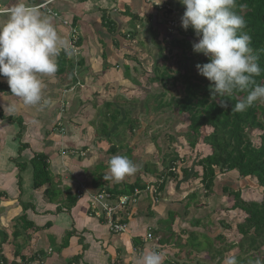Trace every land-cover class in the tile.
I'll list each match as a JSON object with an SVG mask.
<instances>
[{
	"label": "crops",
	"instance_id": "obj_1",
	"mask_svg": "<svg viewBox=\"0 0 264 264\" xmlns=\"http://www.w3.org/2000/svg\"><path fill=\"white\" fill-rule=\"evenodd\" d=\"M166 1L27 0L30 5H44L40 10L52 18L58 34L68 41L70 54L61 52L59 57L67 55L65 67L43 78L48 103L42 110L25 106L13 97L7 78L0 76V264H69L76 260L74 264H138L141 254L149 251L162 253L163 264L216 261L207 250L191 249L187 253L184 242L201 241L198 235L206 234L213 246L219 245L220 234L227 238L231 235L222 228V222H231L237 212L228 211L230 203L221 195L218 184L213 193L207 194L199 181L188 183L195 171L192 166L189 177L168 180L156 198L143 193L139 204L131 209L124 233L114 234L103 221L90 216V198L104 189L95 184L98 175H109L110 159L127 153L121 146L124 137L120 136V145L114 143L109 136L114 132L106 136L100 124L101 118L109 117L106 110L112 113L110 118L113 108L124 117L126 109L118 103L119 96L124 98V81L134 86L137 80L133 77L137 69L130 63L124 65L120 54L124 37L142 47L155 33L163 32L162 26L168 29L165 23L160 25L163 16L159 6ZM7 2L0 0V21L5 19L2 9ZM138 15L140 20L131 23L130 19ZM73 28L78 31L73 50L77 55L70 49ZM124 66L130 69L129 79ZM122 68V75L115 78L114 72ZM7 104H15L16 111L4 112ZM58 122H62L63 134L56 128ZM137 131L131 148L143 136L141 129ZM113 146L120 148L112 156L109 151ZM37 155L48 158L51 189L59 192L56 202L47 194L50 186L34 188L32 161ZM159 161L153 155H144L138 162L144 168ZM99 168L102 170L93 174ZM138 175L119 183L110 180L108 188L121 191ZM224 177L222 186L241 189L242 197L248 194L244 190L250 185L248 181ZM148 180L154 183L156 178L150 176ZM79 185L86 187L85 195L69 206L67 198L75 196ZM58 198L63 201L58 202ZM149 233L153 235L151 240L147 239Z\"/></svg>",
	"mask_w": 264,
	"mask_h": 264
},
{
	"label": "trees",
	"instance_id": "obj_2",
	"mask_svg": "<svg viewBox=\"0 0 264 264\" xmlns=\"http://www.w3.org/2000/svg\"><path fill=\"white\" fill-rule=\"evenodd\" d=\"M235 11L245 19L247 24L246 31L252 37L250 47L253 49V54L258 57L261 74L255 77L256 82L258 84H264V0H237ZM162 29L163 31H167V27L162 26ZM175 33L176 35L170 38V41L167 42L161 38L163 39L161 41L162 43H158L159 60L151 72L152 77L149 79V82L153 84L160 83L165 88L168 81L172 80L174 84L180 81L183 95L178 98H173L169 104L164 105L160 97L163 96L161 93L158 95L161 99L157 97V99L161 100L160 106H157V110L162 111L167 106L171 109L170 111L175 118L180 117L181 124H186V127L182 128L185 131L180 132H182L184 139L187 140L188 138L187 143L190 148H195L200 143L209 148V153L199 158L195 163V168H200L201 171L195 169L188 183L191 184L199 181L207 194L213 193V188L218 184L221 189V195H227L230 203L228 211L237 212L236 219H234L238 221V215L242 214V221H238V223H235V220L234 222L231 220V222H222V228L229 231L231 236L237 230V233L240 235L239 241H241L240 244H237V247L243 252L260 253L264 249V121L261 119V116H264V106L260 102H256L243 112L232 111L231 109L235 103L246 95V93H237L233 97H225V99H228L226 101L227 107H220L219 100L215 99L210 92V82L197 72L196 65L207 63L208 60L203 55L193 52L192 44L198 41L194 31L191 28L185 31L178 25L176 26ZM154 38L156 40L160 39V33L156 34ZM171 57L174 58L178 65L175 69V74L170 69V65H168ZM66 58V54L58 58L57 63H59V68L62 65L65 67V63H67ZM130 59L138 63L135 56ZM60 62L63 64H60ZM159 64L160 67L158 66ZM161 67L167 68V74L160 72ZM124 69L126 70L125 77L129 79L130 69L128 66H124ZM135 84L143 86L142 82ZM129 115L130 113L126 110L124 112L125 121L129 119ZM113 116H116L115 119H118L121 114L115 110ZM182 118L186 120L183 121ZM107 119H110V116L106 117ZM130 120L133 122L127 129L130 131V136L133 139L136 136L135 131L140 125V119L133 116ZM256 130L263 133L257 145L254 144L248 135V132ZM178 131L179 129L175 128V126L174 129L171 128L167 132L168 139L171 141L175 140L174 137L177 136ZM103 132L106 136L109 135L105 129H103ZM117 152L118 148L116 146L110 148V154H116ZM131 154L132 151L130 150L125 156L128 157ZM166 156H169V158L165 159ZM187 159L175 150L171 152L167 151L164 153L163 158H159V162L161 163L145 164L142 173H139L136 181L133 184H124V189L121 191L118 187H113V189L108 188L110 180H104L105 174H99L95 184L97 187H104V189H107L116 196L130 195L135 189L145 191L146 181L142 177L152 176L156 178L154 182H158L155 185L151 183L157 189L155 194H151L153 196L152 199H154L163 192L168 180H177L179 176H190L191 169L187 166ZM47 160L48 158L44 155H37L32 161L34 168V188L37 190L47 185L51 189L53 185ZM152 167L154 169H151ZM225 175L230 176L231 180L234 178L237 182L243 180L248 181L250 186L245 190H247L246 192L249 191L248 193L255 191L253 194L255 199L246 201L242 197L241 189L222 186L223 184L220 180ZM231 176L233 177L231 178ZM160 181L162 182L160 183ZM52 189L47 194L50 198L57 197L59 192L56 189L52 191ZM260 194L262 195L261 199H259ZM193 199L195 198L192 197L191 200ZM67 201L70 206L77 202V198L69 195ZM235 224L238 225L236 226ZM226 238L225 235L220 234L217 242L222 244L226 241ZM189 242L192 245V250L200 252L207 250L211 255L212 247L210 248L209 246V250L207 247L201 249L200 244L196 243L197 241ZM226 250V248L221 251L217 250L213 255L214 259L217 258L216 261L218 264L223 263ZM236 258L238 264H248L251 259L240 256ZM76 262L72 261L69 264ZM1 264H3V261H1ZM169 264H185V262L177 260V262L172 261ZM196 264L202 263L197 262Z\"/></svg>",
	"mask_w": 264,
	"mask_h": 264
},
{
	"label": "clouds",
	"instance_id": "obj_3",
	"mask_svg": "<svg viewBox=\"0 0 264 264\" xmlns=\"http://www.w3.org/2000/svg\"><path fill=\"white\" fill-rule=\"evenodd\" d=\"M179 2L186 10L177 17L175 26L167 25V32L175 33L179 24L185 31L189 28L194 31L198 41L192 44L193 52L208 60L196 65L197 72L210 82V92L219 100L220 107H227L225 97L237 93L246 95L235 103L232 111L243 112L256 102H264V84H258L255 79L261 68L250 47L252 37L246 31V21L235 11L237 0ZM2 15L5 19L0 21V76L7 78L13 97L25 106H39L42 110L48 103L44 98L43 78L56 74L61 52L70 54L68 41L58 34L52 18L27 0H8ZM3 110L11 114L16 111V105H4ZM59 124L63 128L62 122L56 128H60ZM138 169L139 165L128 157L116 155L109 161V175L104 180L119 183ZM163 262L164 256L158 251L141 254L138 259V264ZM223 264H238V260L229 255Z\"/></svg>",
	"mask_w": 264,
	"mask_h": 264
},
{
	"label": "rangeland",
	"instance_id": "obj_4",
	"mask_svg": "<svg viewBox=\"0 0 264 264\" xmlns=\"http://www.w3.org/2000/svg\"><path fill=\"white\" fill-rule=\"evenodd\" d=\"M159 7H162L161 15L163 16L161 17L162 23H160V25L164 23L165 25L169 24L170 28L174 26V23L176 22L177 17L183 16L184 11L186 10L185 6H183L179 2V0H167L165 3L160 4ZM167 7H168V11H166ZM172 8L174 9L173 12L169 13V11ZM138 16L139 18L135 17L133 19H130V22L132 23V20L134 22L137 20H140V15ZM178 23H181V22H178ZM179 27L181 28L180 24H179ZM160 32H157L155 34H158ZM163 32L160 33V39L156 40V38L151 37L150 42L146 43L147 46L144 44L142 47H140L139 44L134 43L133 39H128L124 37V44H123V47H121L123 48V51H120L121 57H124V65L125 63H130L131 68L137 69V72H134L135 75L133 76L137 80H134V81H136L137 83L142 82L143 86H140V85L136 86L135 85L136 82H133V81L132 82L134 86H131L130 84H127L129 82L126 83L124 81V98H121V96H119L120 100H118V103H119V106L120 105H122V107L124 106V110L125 109L128 110V113H130L129 119L125 121L122 115L118 117V119H115L116 116L115 117L113 116V118H110L107 120L106 118L105 119L101 118L100 124L102 127L104 126L102 129H105L107 133L114 132L112 134L109 133L110 134L109 136L111 137V141H113L114 143L120 145L121 143L119 142L121 139L120 136L124 137V144L121 143L122 144L121 146L127 150V154L128 152H130V150L132 151L131 156H128V158L132 161L134 160L135 162L134 161L133 162L136 163L137 165L141 163L138 161L144 155H147L150 158L153 155L154 157L158 159V158H163L165 152L167 151L171 152L175 150L182 157L184 156L185 158H188L187 166L189 167L192 166L195 168L196 161L202 156L208 154L209 148L202 145L201 143L197 145L195 148H190L187 143L188 138L186 137L187 140L184 139L182 137V132H180V131H185L182 128L186 127V124H181L180 117L175 118L172 115V112L170 111L171 109H169V107L167 106L164 107L162 111L157 110V106H160L161 100L163 101L165 105V104H169L173 98H178L183 95V90H182L180 81L176 82V84H174L172 80L168 81L165 88H163V86L160 83L153 84L149 82V79L152 77L151 72L153 71L154 67L157 65V61L159 60L158 43H162L161 42L163 40L161 39L162 37H164L165 38L164 40L168 42L170 41V38L176 35V33H173V32H170V33L167 31H163ZM127 34H130V33L127 32ZM160 45L162 46V44ZM118 48L120 47L118 46ZM133 56L136 57V59L138 60V63L130 59ZM168 65H170V69L175 74V69L178 67V65L176 64L173 57L170 58V62H168ZM158 66L160 67V64ZM117 71L123 72V68L121 70L118 69ZM167 71H168L167 68H163V67L160 68L161 73L167 74ZM118 72H114L115 78H118L119 75H122L121 72L119 73ZM125 72L126 70H124V73ZM126 89H130V90L126 91ZM161 93L163 94V96H160L162 99L158 97V95H160ZM157 97L160 98L161 100L157 99ZM260 103L261 105L264 106V102H260ZM128 105L129 107L126 108ZM113 107H115V105H113ZM113 109L115 111V108ZM111 114L112 113L110 111L106 110V116H110ZM133 116H135V118L140 119L139 121L140 125L138 129L139 130L141 129V132H142L141 136L142 135L143 136L141 137V141H138L137 143H135V145L133 144L135 147L131 148V144L135 142L136 138H133V139L131 138L127 127H129L131 123L133 122L130 120L131 118H133ZM182 119L183 121L186 120L184 118ZM261 119L264 121V116H261ZM174 126L175 128L179 129V131L177 132V136L174 137L175 140L171 141L167 137V132L170 131L171 128L174 129ZM114 128H118V129L116 131H111V129H114ZM138 129H136L135 131L137 132L136 135L139 133V131H137ZM262 134L263 133L258 130L248 132L250 139H252V141L256 145L259 143L260 136ZM155 139L157 140L155 141ZM118 148L120 147L118 146ZM113 155L114 154H112V156ZM117 155H121V153H118ZM124 156H125V151H124ZM166 158H169V156H166L165 159ZM142 167L143 166L139 165V169L136 173L141 174L144 169ZM151 169H154V168L152 167ZM195 169H198V171H201L200 168L196 167ZM97 170L98 169L93 171L95 172L93 174H96L97 172L99 173V171L102 169L99 168V170L98 171ZM149 177L150 176H148V178ZM142 178H144L146 182H149L147 177H142ZM254 192L255 191L245 194L243 196V199L246 201L254 200L255 199L253 196ZM52 198H56V197L54 196ZM261 198H262V195L260 194L259 199ZM56 200L57 198L54 199L55 202ZM61 201H63V199L58 198V202H61ZM238 216H239L237 217V219H239L238 221H242V217H241L242 214H239ZM234 220L232 221L234 222ZM235 221H236L235 223H238L237 220ZM235 225L237 226L238 224H235ZM198 237H200L201 241H198L196 243L200 244L201 249L207 247L209 250V246L210 248L212 247L211 248L212 255H214L217 250L221 251L222 249L226 248L227 250L225 251V254H224L225 257L229 255L235 256V257L240 256L246 259L251 258L248 264H264V249L260 253H256V252L246 253V252H243L241 249H239V247H237L238 246L237 244L238 243L240 244L241 242L239 241L240 235L237 233V230L235 231L233 236L230 235L228 238H226V241L224 243L217 245L218 247L213 246V240L212 239L208 240L209 237L206 234L205 235L199 234ZM21 241L23 240L21 239ZM184 243H187L186 245L187 253H189L188 250L192 249V245L190 242H184ZM57 251L58 250H56V252ZM212 264H218V262L215 261V262H212Z\"/></svg>",
	"mask_w": 264,
	"mask_h": 264
},
{
	"label": "built area",
	"instance_id": "obj_5",
	"mask_svg": "<svg viewBox=\"0 0 264 264\" xmlns=\"http://www.w3.org/2000/svg\"><path fill=\"white\" fill-rule=\"evenodd\" d=\"M43 6H40L39 8H42ZM71 35H72V39L70 41V49L73 51L78 41L77 29L73 28ZM75 55L77 54L75 53ZM59 127L61 133L63 134L64 129L61 128L60 124ZM161 182L162 181H160V183ZM151 183L150 182L145 183L146 186L145 191L135 189L134 192L130 195L125 194L122 196H116L113 193L109 192L107 189L101 190L100 192L94 194V196L90 198L91 199L89 203L90 216L95 217L100 221H103L106 225L109 226L110 231L113 233L126 232L128 229L127 219L131 216V209L139 204L141 195L145 192L150 193L152 195L157 192V189L154 186H152ZM153 184H158V182H154ZM85 192H86V187H84L83 185H79V187L76 189L75 192L76 198L78 200L82 199L83 196L85 195ZM147 239L148 240L153 239V235L149 233L147 235Z\"/></svg>",
	"mask_w": 264,
	"mask_h": 264
}]
</instances>
